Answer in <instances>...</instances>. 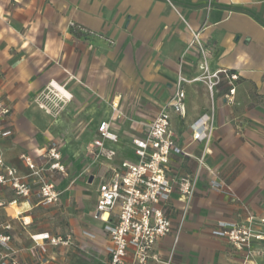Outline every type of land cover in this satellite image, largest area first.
<instances>
[{
  "label": "crops",
  "instance_id": "0c3cea01",
  "mask_svg": "<svg viewBox=\"0 0 264 264\" xmlns=\"http://www.w3.org/2000/svg\"><path fill=\"white\" fill-rule=\"evenodd\" d=\"M70 22L82 28L87 33L84 37L92 43L100 41L98 36H103L114 40L122 52L133 51L130 55L120 53L117 56V73L122 75V80L125 75L134 76L133 82L122 83V90L151 92L155 84L164 86L167 94L158 111L172 96L179 71L186 78H192L200 72L201 58L187 46L192 37L191 31L199 32L200 41L206 45L210 69L227 68L239 74L235 101H255L250 98V92L255 91L264 99V0H0V97L11 108L10 114L1 124L3 129L11 131V135L2 138L0 145L5 163L16 167L22 174H27L29 170L20 159V154L29 155L41 165L40 157L46 147L61 134L60 119L49 115L43 109L45 106L36 104L34 98L40 92L45 93L46 89L52 88L59 99L70 101L72 94L65 85L60 84L66 82L65 74L83 75L84 70L88 73L93 67L92 62L87 63L86 60L88 45L80 46L83 37L77 38ZM156 43L160 44L158 48H154ZM157 51L160 53L158 59L155 56ZM108 67V64L104 68L102 66L106 74ZM139 75L145 76L146 80L137 82L135 77ZM54 83L65 88L70 98H63ZM202 86L206 89L199 81L184 84V114L171 113L170 118L171 130L178 144L187 145L194 156L200 154L203 144L190 143L192 130L187 126V121L191 115H197L198 118L204 111L198 108L192 110L190 90ZM225 91L224 82L215 89L212 98L206 89L208 101L216 109L214 123H217L219 108L232 105L225 103ZM112 101L119 107L121 102L118 96ZM102 121L109 120H99L91 142L97 137V128ZM179 126L183 128L180 133ZM215 127L217 129V125ZM110 131L117 135V141L105 140L104 147L115 152L113 160L104 157L96 160L90 155L96 168L85 184H82V179H77L75 169L70 166L66 167L64 174L45 168L44 178L52 182L60 193L56 203L40 204L36 185L27 198H16L10 188L2 191L4 205L0 206V233L10 235L8 247L20 264H45L49 261L42 256L47 242L41 248L34 244L30 236L44 232L53 235L56 224L52 222L56 221L68 223L74 238L90 245L94 253L105 252L99 244L89 242L90 237L84 234L87 231L94 235L91 239L96 236L99 240L103 238L102 222L93 217L95 207L92 211L86 209L84 223L88 229L81 230L77 227L71 209L76 208L82 189L90 190L94 180L98 185L101 174L110 173L108 167L116 166L122 160L135 159L131 139L136 135L124 137L114 130L111 123ZM214 141L215 135L211 145ZM247 153L234 149L230 155L231 163H236L242 156L264 155L261 150L251 155ZM219 157L210 146L205 163L215 170L217 181L223 180L229 186L220 169ZM190 161L192 158L172 156V164L180 172H192L195 169L188 167ZM250 163L249 173L254 170V162L251 160ZM81 171L84 173L86 169L83 167ZM257 173H253V179H256ZM212 179L206 171L202 172L190 209L183 219L181 230L184 229V232L182 236L178 235L177 241V253L181 255L179 264H242L245 259L244 251H235L226 240L208 234V227L213 223H234L242 219L244 212L239 202L248 203L245 198L238 197L243 196L238 191L234 194L239 201L232 202L223 189L211 187ZM232 185L235 190L242 187L239 182H233ZM14 198L17 199L16 204L8 205ZM171 205L169 216L175 230L155 245L159 256L171 250L182 216L175 196ZM248 207L257 217H264V214L253 210L249 203ZM92 220L96 228L92 227ZM6 223L11 224L8 231L3 229ZM105 240L104 247L109 244V238ZM251 248L254 251L250 256L251 261L264 264V240H253ZM96 259L97 263L103 264L107 255L105 253ZM58 262L54 264H60Z\"/></svg>",
  "mask_w": 264,
  "mask_h": 264
},
{
  "label": "built area",
  "instance_id": "2783aa9c",
  "mask_svg": "<svg viewBox=\"0 0 264 264\" xmlns=\"http://www.w3.org/2000/svg\"><path fill=\"white\" fill-rule=\"evenodd\" d=\"M71 28L77 26L70 22ZM82 31V28H77ZM192 37L188 44L200 56L199 74L186 78L178 72L172 96L160 108L146 130L141 135L133 136L131 144L135 159L122 160L116 166L108 167L110 172L99 176L97 198L93 217L102 222L103 230L109 238L107 259L103 264H171L173 247L177 244L182 222L188 213L194 198L197 183L203 171L213 177L210 184L214 189H223L232 202L239 201L231 188L223 180H216V172L205 163V156L210 152L214 130V111L202 114L192 126L190 143H202L198 156L180 145L171 130V113L184 114V84L202 82L210 97L215 89L224 82L226 91L223 99L226 104L235 102L236 86L240 76L236 71L227 68L210 69L207 56L208 50L199 39V32L191 31ZM112 108L117 110L118 104L113 101ZM11 108L0 97V140L11 135V131L3 129L1 124L10 114ZM97 137L88 145L89 154L96 160L104 157L113 160L115 152L105 150L104 141H117V135L110 131V121H102L97 128ZM172 156L192 158L196 168L192 172H180L172 164ZM20 159L29 170L27 174L5 163L0 145V206L4 205L1 193L10 188L16 198H27L32 187H38L39 203L54 204L58 201L59 191L54 184L44 178L43 171L65 173V167L60 162L62 154L55 142H51L41 155V165H38L29 155L20 154ZM175 199L180 204L181 218L173 239L168 261H163L155 251L157 242L172 232V220L169 216L172 210L171 201ZM14 198L8 205L16 204ZM244 217L237 222L218 221L217 227L224 240L235 250L244 251L242 264H254L250 256L253 240H264V217H257L248 206L240 202ZM107 214L106 218L103 215ZM3 229L8 231L11 224L6 223ZM85 235L90 233L85 231ZM36 246L44 247V242L51 245H67L70 237L53 236L47 232L30 236ZM11 237L8 233H0V264H20L14 252L10 251L8 243ZM39 242L41 244H39Z\"/></svg>",
  "mask_w": 264,
  "mask_h": 264
},
{
  "label": "rangeland",
  "instance_id": "374dc122",
  "mask_svg": "<svg viewBox=\"0 0 264 264\" xmlns=\"http://www.w3.org/2000/svg\"><path fill=\"white\" fill-rule=\"evenodd\" d=\"M72 31L77 38L83 37L80 46L88 45L86 50H89V55L86 60L87 63L92 62L93 67L88 73L84 70L83 75L65 74L66 82L60 84L65 85V88L72 94L70 101L59 99L52 88L46 89L45 93L40 92L34 99L36 104L42 103L45 106L43 109L49 115L60 119V137L50 141V143L55 142L59 147L62 154L60 162L65 169L67 166L75 169L77 179H82V184H85L88 176L95 173L96 164L90 159L87 148L89 143H91L99 120L107 118L114 130L124 137L141 134L146 130L155 113H157L167 91L160 84H155L151 92L122 90V83L133 82L134 76L125 75L122 80V75L120 76L117 73V56L120 53L130 55L133 54V51L124 50L122 52L123 50L118 48V44L107 37L98 36L100 41L92 43L89 38L84 37L87 33L79 31L77 28H72ZM159 46V43L154 44V48ZM79 50L81 51V49ZM155 56L157 59L159 58V51H157ZM107 64L109 66L108 74L104 73L103 69ZM135 78L137 82L146 80V77L142 75ZM117 96L121 103L117 110H113L111 102ZM250 98L255 101H245L244 103L237 100L231 106L219 108L220 114L218 115L217 123H213L214 130L212 134L213 137L215 135V141L210 146L217 152L218 157L221 156L219 157V166L226 183L233 189V193H236V191L241 192L243 196L239 195L238 197L241 199L245 198L253 210L264 214V155L261 157H253L251 155L257 150L264 152V99L256 91L250 92ZM190 101L192 110H197L198 108L199 111H204L203 114L212 110L213 105L209 103L206 89L203 86L190 90ZM197 104H199V107H196ZM213 111L214 113L216 111L214 107ZM196 116L191 115L188 118L187 126L190 130H192V126L201 115L198 118ZM182 129L179 126V133ZM234 149L243 152L248 151L247 154L251 156H242L236 163H231L230 155ZM122 152L123 156H125L124 149ZM251 160L254 162V170L249 173L248 170L250 168L248 167H250ZM196 165L194 159L188 163L190 169L196 168ZM83 167L86 169L84 173L81 171ZM253 173H257L256 179L252 178ZM253 180L256 181L254 185L251 184V182H254ZM233 182H239L242 187L235 190L232 185ZM245 184L246 186H244ZM96 186L97 184L94 180L90 190L82 189L76 208L71 209L75 214L74 218L79 230L88 229V226L84 223L87 216L86 209L92 211L95 207L94 189ZM241 202L244 201L241 200ZM248 203L245 205L248 206ZM239 206L241 207L240 202ZM91 222L94 224L93 220ZM53 223L56 224L53 235L61 236L63 239L69 235L70 243L67 245H51L46 241L47 244L42 256L49 261L45 264L57 263L61 257L63 259L58 262L60 264H101L97 263L96 257L105 253L107 255L108 253V244L104 247L107 241L105 239L108 238V235L103 228L102 239L99 240L97 236L91 239V237H94L93 234L88 236L90 237L88 239L89 242L99 244L105 251L104 253H94L90 245H86L84 242L74 238L73 232L70 231L72 227L68 223L64 224V222L57 221ZM92 227L96 228V224ZM97 229L99 230V228ZM174 230L175 228L172 226V231ZM180 231L179 237L183 235L184 229ZM207 231L213 238L224 239L219 233L216 223L209 226ZM61 251L63 253H60ZM50 256H54V258ZM169 256L170 251L168 254L162 253L160 258L168 261ZM180 261L181 255L177 253L176 244L173 247L170 262L171 264H179Z\"/></svg>",
  "mask_w": 264,
  "mask_h": 264
},
{
  "label": "bare ground",
  "instance_id": "6f19581e",
  "mask_svg": "<svg viewBox=\"0 0 264 264\" xmlns=\"http://www.w3.org/2000/svg\"><path fill=\"white\" fill-rule=\"evenodd\" d=\"M54 86L57 88V90H58V92L61 94V96L63 97V98H70V95H69V93L67 92V90H65V88H63V87H61V86H59V85H57L56 83H54ZM59 94V95H60ZM62 98V99H63ZM23 208V207H22ZM14 209L15 210H17L15 207H14ZM18 211V210H17ZM105 215V214H104ZM104 215H103V218H106V217H104ZM106 216H107V214H106Z\"/></svg>",
  "mask_w": 264,
  "mask_h": 264
}]
</instances>
